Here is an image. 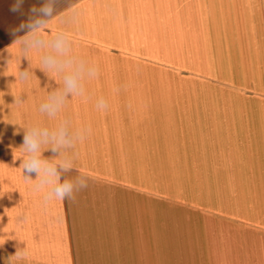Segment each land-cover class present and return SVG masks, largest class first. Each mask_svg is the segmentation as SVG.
Instances as JSON below:
<instances>
[{"label": "crops", "instance_id": "obj_1", "mask_svg": "<svg viewBox=\"0 0 264 264\" xmlns=\"http://www.w3.org/2000/svg\"><path fill=\"white\" fill-rule=\"evenodd\" d=\"M58 2L24 0L12 12L14 0H0V264H264V0ZM43 6L52 8L50 17L39 15ZM36 19L44 21L32 30L36 35L51 39L67 31L73 53L96 68L110 63L95 52L140 51L165 53V64H157L183 69L190 91L185 131L194 133L184 141L191 174L183 179L199 210L198 220L179 230L184 235L169 234L176 226L168 221L160 235L154 207L141 205L131 237L126 210L112 204L117 187L127 190L126 164L117 155L109 160L116 125L101 122L110 109H96L104 84H111L104 70L84 82L83 97L69 95L57 117L40 112L62 77L43 69L41 52H22L14 43L29 30L13 34ZM22 71L31 72L27 79L19 78ZM62 120L91 130L67 153L76 168L61 174V182L84 174L88 187L74 199L45 203L31 191L36 174L24 177L21 146L30 126L53 129ZM113 148L119 156L117 140ZM58 156L42 146V158ZM185 188L186 182L184 194Z\"/></svg>", "mask_w": 264, "mask_h": 264}, {"label": "rangeland", "instance_id": "obj_2", "mask_svg": "<svg viewBox=\"0 0 264 264\" xmlns=\"http://www.w3.org/2000/svg\"><path fill=\"white\" fill-rule=\"evenodd\" d=\"M58 1L66 4L73 0ZM158 55L140 51L126 54L94 53L96 60L110 63L105 68H97L105 71L103 75L111 83H103L105 99L99 100L105 101L107 107L104 109H110L111 114L101 122L116 125V133L110 132L109 143L112 148L109 160L115 161L117 155L116 159L126 164L124 180L127 190L117 187L112 204L121 206L123 212L126 210L128 235L131 237L137 232L136 208L141 205L143 208L149 205L154 207L152 214L154 219L157 216L160 235H163V221L176 226L175 231H169V234L174 232V235H184L185 231L179 230L187 223L197 221L199 215L198 203L193 200V190L190 191L189 187L192 184L189 179H183L191 174L185 172L189 166L184 158L185 138L194 136V133L185 131L183 118L184 93L190 91L187 84L186 92L184 90L183 69L173 70L157 64V61L165 64L166 60L165 53ZM99 100L96 99V104ZM114 140L121 146L119 156L113 148ZM133 157L137 164H134ZM139 172L141 176L137 175ZM185 182L187 191L184 194ZM129 186L154 193L134 191ZM121 217L124 220V214ZM196 230L191 227L188 235H195Z\"/></svg>", "mask_w": 264, "mask_h": 264}, {"label": "clouds", "instance_id": "obj_3", "mask_svg": "<svg viewBox=\"0 0 264 264\" xmlns=\"http://www.w3.org/2000/svg\"><path fill=\"white\" fill-rule=\"evenodd\" d=\"M24 0H14L11 7L12 12H20L22 10ZM33 13L37 9L30 10ZM42 17H50L52 8L43 6L39 10ZM43 20L36 19L31 22L22 23L17 29L13 30V34L22 30H29L31 33L19 42L22 52L37 51L41 52V64L45 71L51 70L62 77V83L52 93L48 94L46 100L39 106L41 113L49 117H57L62 109L66 106L71 95H85L84 82L88 79L95 78L98 70L94 64L89 63L86 59L75 55L72 51L71 37L67 31H57L51 39H42L32 31L35 27H39ZM20 60V59H19ZM30 71L18 72L21 80L27 79ZM97 107L104 109L107 107L103 99L99 100ZM89 128L73 129L71 122L62 120L59 124L49 129L40 126H30L25 130L24 140L21 148L23 154L22 169L25 172V178L31 173L36 174V179L31 185V191L41 193L45 203L52 200H71L75 198V194L88 187V177L84 174H77L65 178L61 182V174L67 173L69 170L76 168L74 159L67 155L78 142L83 141L90 133ZM47 145L48 149L58 152L60 159L51 161L42 158V146ZM64 154V155H62ZM31 180V179H29ZM23 253H21V258Z\"/></svg>", "mask_w": 264, "mask_h": 264}, {"label": "bare ground", "instance_id": "obj_4", "mask_svg": "<svg viewBox=\"0 0 264 264\" xmlns=\"http://www.w3.org/2000/svg\"><path fill=\"white\" fill-rule=\"evenodd\" d=\"M181 6V5H180ZM106 10V9H105ZM118 11V10H117ZM29 32V31H28ZM22 40V39H21ZM169 46V45H168ZM21 58V57H20ZM10 62V61H9ZM166 90V89H165ZM158 94V93H157ZM124 112V111H123ZM117 113H119V112H117ZM115 126V125H114ZM103 135V134H102ZM102 159H103V157H102Z\"/></svg>", "mask_w": 264, "mask_h": 264}]
</instances>
